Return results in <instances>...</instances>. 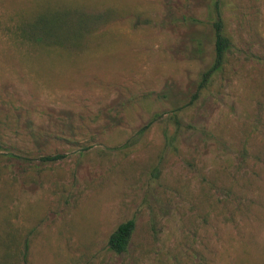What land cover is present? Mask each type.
Segmentation results:
<instances>
[{
  "label": "rangeland",
  "instance_id": "1",
  "mask_svg": "<svg viewBox=\"0 0 264 264\" xmlns=\"http://www.w3.org/2000/svg\"><path fill=\"white\" fill-rule=\"evenodd\" d=\"M221 1L189 105L211 0H0V264H264V0ZM71 7L111 17L77 50L20 39Z\"/></svg>",
  "mask_w": 264,
  "mask_h": 264
},
{
  "label": "trees",
  "instance_id": "2",
  "mask_svg": "<svg viewBox=\"0 0 264 264\" xmlns=\"http://www.w3.org/2000/svg\"><path fill=\"white\" fill-rule=\"evenodd\" d=\"M213 3L214 19L212 30L214 36V57L211 66L202 72L196 91L192 94L189 105L193 104L213 82L214 77L220 73L227 61V54L231 49V40L226 35L225 23L222 16V1L211 0ZM111 12H85L77 8L45 10L37 14L30 21H25L18 27L19 37L43 47L80 49L87 37L95 29L106 23ZM60 156H47L43 161H56ZM135 229L133 220L126 221L117 226L108 240V247L116 254H122L132 238Z\"/></svg>",
  "mask_w": 264,
  "mask_h": 264
}]
</instances>
